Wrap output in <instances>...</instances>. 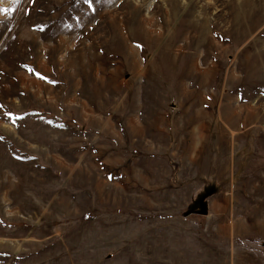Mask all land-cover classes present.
I'll list each match as a JSON object with an SVG mask.
<instances>
[{
  "label": "rangeland",
  "instance_id": "obj_1",
  "mask_svg": "<svg viewBox=\"0 0 264 264\" xmlns=\"http://www.w3.org/2000/svg\"><path fill=\"white\" fill-rule=\"evenodd\" d=\"M0 9V264H264V0Z\"/></svg>",
  "mask_w": 264,
  "mask_h": 264
},
{
  "label": "snow or ice",
  "instance_id": "obj_2",
  "mask_svg": "<svg viewBox=\"0 0 264 264\" xmlns=\"http://www.w3.org/2000/svg\"><path fill=\"white\" fill-rule=\"evenodd\" d=\"M0 10H2V11H4V12H7V11H8V9H0Z\"/></svg>",
  "mask_w": 264,
  "mask_h": 264
}]
</instances>
